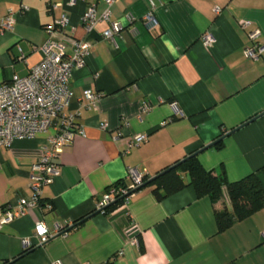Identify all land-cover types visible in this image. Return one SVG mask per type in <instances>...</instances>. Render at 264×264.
Masks as SVG:
<instances>
[{
	"label": "crops",
	"instance_id": "crops-1",
	"mask_svg": "<svg viewBox=\"0 0 264 264\" xmlns=\"http://www.w3.org/2000/svg\"><path fill=\"white\" fill-rule=\"evenodd\" d=\"M91 2L101 15L103 0H0V18L9 9L15 18L0 34V83L39 61L45 26L63 12L75 27L67 34L90 44L85 65L70 77L64 109L84 134L60 154L59 173L39 205L0 229V264H264V207L218 231L215 211L224 204L231 210L226 189L214 202L192 186L160 199L145 185L109 213L96 209L108 188L128 181L129 167L152 179L223 135L221 148L198 154L206 170H223L233 182L264 166V53L257 60L244 55L252 29L264 44V0H116V43L102 38L104 21L83 29ZM149 12L158 21L153 29L142 20ZM207 33L211 46L203 43ZM85 89L100 95L96 107L86 105ZM52 134L0 147V215L31 194L32 166ZM136 134L146 140L129 145ZM39 219L52 234L43 243L35 237ZM65 225L67 235L58 234Z\"/></svg>",
	"mask_w": 264,
	"mask_h": 264
},
{
	"label": "built area",
	"instance_id": "built-area-1",
	"mask_svg": "<svg viewBox=\"0 0 264 264\" xmlns=\"http://www.w3.org/2000/svg\"><path fill=\"white\" fill-rule=\"evenodd\" d=\"M74 1L70 0V4ZM103 1L106 7L99 16L96 15L95 2L86 6L81 16L82 27L86 32H90L97 22L104 21L107 27L101 34L102 38L116 43V38L122 31L121 23L110 19V7L116 0ZM24 8L20 6V12L24 11ZM215 10L218 12L219 8ZM142 20L148 29L158 26L152 12L144 15ZM14 22V13L9 9L8 14L0 18V34L11 30ZM74 28L69 25L68 14L63 12L45 26L46 39L40 47L42 55L39 61L25 76L14 75L9 82L0 83V147L8 146L14 138H32L37 133L53 130L46 146L40 152L38 161L32 166L33 172L29 183L31 194L18 197L13 205L4 209L0 215V229L24 214L26 209L39 205L43 188L50 185L59 173L60 154L76 133L84 134L83 129L76 125L74 115L64 112L71 97L70 77L75 69L85 65L90 48L86 40L76 39L67 34L68 31L72 34ZM260 34L258 28L248 32L252 44L244 48V55L247 58L257 60L264 53V44L258 41ZM202 39L206 46L213 43L209 33ZM68 44L70 52L67 51ZM19 53V58L24 59L21 49ZM99 96L90 89L83 91V99L90 107H96ZM144 140L145 134H136L129 145L140 144ZM127 178L128 181L115 184L105 191L96 205L97 210L103 212L117 196L123 197L126 203L133 191L142 183L143 174L129 167ZM69 226L57 227L58 234L66 236L68 233L66 229ZM35 237L39 243L52 237L42 219L35 222ZM48 264H62V261L56 259Z\"/></svg>",
	"mask_w": 264,
	"mask_h": 264
},
{
	"label": "trees",
	"instance_id": "trees-1",
	"mask_svg": "<svg viewBox=\"0 0 264 264\" xmlns=\"http://www.w3.org/2000/svg\"><path fill=\"white\" fill-rule=\"evenodd\" d=\"M212 147L221 148L222 140L216 142ZM203 148L165 167L157 173L153 180L143 175L142 183L138 189L150 185L153 187L154 194L161 199L183 187L192 186L198 197L207 196L214 202L222 199L223 189H226L231 210H228V207L224 204L221 209L215 211L217 229L222 231L235 221L242 220L264 207V184H262L259 177V173L264 175V166L258 171L232 182L228 180L223 170L219 175H216L211 170H206L203 167L198 160V154L207 149ZM121 182L123 181H118L115 184ZM124 203V198L117 196L113 202L104 208L103 213H109ZM83 219L74 222L71 227H75Z\"/></svg>",
	"mask_w": 264,
	"mask_h": 264
},
{
	"label": "water",
	"instance_id": "water-1",
	"mask_svg": "<svg viewBox=\"0 0 264 264\" xmlns=\"http://www.w3.org/2000/svg\"><path fill=\"white\" fill-rule=\"evenodd\" d=\"M253 119H254V118H253ZM253 119H250V120H253ZM250 120H249V121H250ZM247 122H248V121H247ZM234 130H235V129H234ZM234 130L230 131V132L227 133V134H230V133L233 132ZM224 136H225V135H223V136L219 137L218 139L214 140L212 143H210L208 146L204 147L203 149L208 148L209 146L214 145L216 142L222 140V138H223ZM153 178H155V177H153ZM153 178L150 179V180H153ZM138 188H139V186H138L136 189H138ZM136 189H135V190H136Z\"/></svg>",
	"mask_w": 264,
	"mask_h": 264
}]
</instances>
